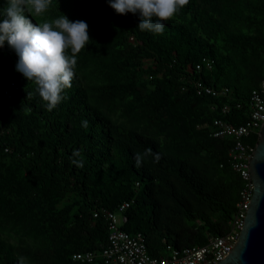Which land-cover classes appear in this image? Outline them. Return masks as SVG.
<instances>
[{
	"label": "trees",
	"instance_id": "obj_1",
	"mask_svg": "<svg viewBox=\"0 0 264 264\" xmlns=\"http://www.w3.org/2000/svg\"><path fill=\"white\" fill-rule=\"evenodd\" d=\"M61 14L86 22L90 42L51 112L15 51L0 48V264H107L71 256L106 246L101 209L124 201L122 229L141 233L154 257L224 234L240 180L230 140L211 128L244 123L264 80V0H189L162 34L139 30V13L118 15L109 0H52L29 18ZM197 82L223 94H198ZM149 148L161 159L137 167Z\"/></svg>",
	"mask_w": 264,
	"mask_h": 264
},
{
	"label": "clouds",
	"instance_id": "obj_2",
	"mask_svg": "<svg viewBox=\"0 0 264 264\" xmlns=\"http://www.w3.org/2000/svg\"><path fill=\"white\" fill-rule=\"evenodd\" d=\"M188 3L189 0H109L118 15L139 13L137 27L152 34H162L165 22ZM51 4L52 0H0V48L7 42L15 51L19 57L16 70L36 85V93L49 112L65 99L62 94L72 87L77 56L90 42L84 21L72 22L61 14L52 21L32 22L29 17H42ZM83 126L87 127V121ZM79 155L78 151L73 153ZM148 156L154 163L161 159L149 148L134 155L136 166L140 167ZM72 163L83 167L82 161L73 159Z\"/></svg>",
	"mask_w": 264,
	"mask_h": 264
},
{
	"label": "built area",
	"instance_id": "obj_3",
	"mask_svg": "<svg viewBox=\"0 0 264 264\" xmlns=\"http://www.w3.org/2000/svg\"><path fill=\"white\" fill-rule=\"evenodd\" d=\"M206 65L209 63L206 62ZM198 68L199 66H196V69ZM196 86L198 94L212 96L223 94L200 82H197ZM248 106V117L244 123L235 126L221 119H214L211 128L212 137L230 140L228 158L240 180L238 199L224 234L210 235L204 245L186 247L180 252H174L167 247L169 256L154 257L148 253L145 238L141 233L130 234L122 229L127 220L125 212L130 204L124 201L113 211L101 209L107 222L106 246L101 251L74 253L71 259L79 263H92L101 257L107 264H215L227 256L242 229L252 196L249 162L255 145H250L245 139L252 135L259 136L264 124V80L252 90ZM98 214L99 212H94L93 216L97 217Z\"/></svg>",
	"mask_w": 264,
	"mask_h": 264
},
{
	"label": "water",
	"instance_id": "obj_4",
	"mask_svg": "<svg viewBox=\"0 0 264 264\" xmlns=\"http://www.w3.org/2000/svg\"><path fill=\"white\" fill-rule=\"evenodd\" d=\"M253 186L238 238L227 256L215 264H264V124L249 162Z\"/></svg>",
	"mask_w": 264,
	"mask_h": 264
}]
</instances>
